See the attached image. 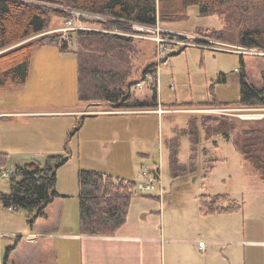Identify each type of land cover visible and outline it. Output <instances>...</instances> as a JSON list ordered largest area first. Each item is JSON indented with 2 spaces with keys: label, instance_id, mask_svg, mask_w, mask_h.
I'll list each match as a JSON object with an SVG mask.
<instances>
[{
  "label": "rangeland",
  "instance_id": "rangeland-1",
  "mask_svg": "<svg viewBox=\"0 0 264 264\" xmlns=\"http://www.w3.org/2000/svg\"><path fill=\"white\" fill-rule=\"evenodd\" d=\"M48 5L74 16L73 10L59 4ZM240 17L245 21H240ZM66 19L52 13L46 33L64 26ZM77 19L75 26L99 27L84 23L85 17L80 18L82 23ZM157 24L183 33L186 38L179 44L166 42L168 47L164 48L153 35L147 36L150 35L147 32L142 33L146 35H132L135 46L132 62L137 76L143 75L146 65L158 63L157 74L142 77L143 86L137 84L133 91L136 97L150 100L156 87L158 102L155 106L118 108L104 101H80L75 53L62 51L56 44L36 46L27 81L20 85H0V154L5 155L3 164L0 155V193L8 189L7 170L13 173L17 164L33 159L44 161L51 154L70 155L67 164L58 170L62 178H69L64 173L69 174L71 170L76 177L80 168H93L136 177L133 179L143 181L145 186L153 180L150 170L154 168L167 190V226L181 223L180 218H184L189 222V228L185 227L186 236L205 239L242 237L245 230L248 236L264 237V180L234 146L238 123L229 137L208 131V123L204 124L206 116H228L232 122L264 118V105L238 102L243 73L248 82L259 87L264 85V45L245 52L242 47L247 46L238 39L240 31L256 28L257 39L264 42V0H228L221 5L220 11L205 15L198 6H190L187 18L172 23L159 20ZM40 35L28 37L0 53ZM77 41L75 33L65 43L77 50ZM221 73H226L227 81H217ZM215 98L231 102L219 107L227 106L232 110L226 114L204 111L217 106L200 103ZM80 106H85L87 113L102 115L86 116L73 111ZM145 109L151 112H138ZM160 109L164 111L160 112ZM118 110L133 112L120 113ZM109 118H116L119 125L130 122L136 126L133 130L137 133L113 127L112 131L119 130V141L112 143V138L103 143L106 138L114 137L104 128L109 126L103 124L109 122ZM193 118L200 132L199 162L194 171L175 175L171 168L173 150L177 148L178 140L179 160L187 165L191 154L188 133ZM136 121L143 125L139 126ZM208 125L214 128L215 123ZM211 164L213 169L209 170ZM153 184L156 187L155 182ZM202 193H230L244 203L245 209L203 216L199 211ZM76 202L79 204L78 199ZM34 214L35 211H16L0 206L3 231H14L18 235L16 238H24L31 227L28 220ZM4 242L7 244L4 243L3 258L7 259L9 248L15 246L17 240L7 238ZM19 248L25 250V245ZM215 251L222 253L223 245L216 246Z\"/></svg>",
  "mask_w": 264,
  "mask_h": 264
},
{
  "label": "trees",
  "instance_id": "trees-1",
  "mask_svg": "<svg viewBox=\"0 0 264 264\" xmlns=\"http://www.w3.org/2000/svg\"><path fill=\"white\" fill-rule=\"evenodd\" d=\"M228 0H0V51L40 35L34 40L22 43L0 53V85H20L27 81L30 63L37 45L56 44L62 51H71L78 61V96L80 101H104L118 108H144L158 102L157 88L150 100L140 99L134 94V87L146 78L157 74V62L146 65L143 75L137 76L132 62L135 49L133 37L116 32L100 30H78V48L72 50L61 40L59 33H46L51 24V16L70 19L71 13L52 8L48 3H56L69 10L100 15L103 20L87 19L85 22L108 29L134 33L133 25L155 26L158 21L172 23L188 17V8L198 6L202 14L220 11ZM66 19L65 21H67ZM240 17V21H245ZM90 20V21H89ZM88 23V24H89ZM256 28L239 33L243 45L263 46L257 39ZM141 74V73H140ZM143 77V78H142ZM144 78V79H145ZM217 81H227L226 73H221ZM239 103L243 105H264V85L259 87L240 76ZM231 103L217 98L200 104L214 106ZM228 116H206L204 124L208 131L229 137L231 130L239 132L233 140L235 148L247 160L254 172L264 180V118L233 121ZM191 121L189 137L191 154L188 164L179 160V142L173 150L171 168L175 175L194 171L199 162L200 132ZM229 130V131H228ZM228 131V132H227ZM2 164L4 153L1 152ZM70 160L69 154H51L44 161L33 159L17 164L8 181V189L1 191L0 203L3 208L13 207L16 211H35L29 222L33 225L38 217L45 216L46 207L61 197L58 190V170ZM213 165L209 166V170ZM208 170V171H209ZM158 174V170L155 171ZM159 175V174H158ZM136 180L93 169L80 168L79 186V231L83 234H113L125 224ZM202 214L230 213L243 210L244 203L230 193L200 195ZM9 248V252H10ZM8 257V255H7Z\"/></svg>",
  "mask_w": 264,
  "mask_h": 264
},
{
  "label": "crops",
  "instance_id": "crops-1",
  "mask_svg": "<svg viewBox=\"0 0 264 264\" xmlns=\"http://www.w3.org/2000/svg\"><path fill=\"white\" fill-rule=\"evenodd\" d=\"M84 107L73 111L86 116L102 115L87 113ZM136 122L139 126L143 125L140 121ZM117 123L116 118H109V122L103 123L109 125L104 128L114 136L106 138L103 143L112 138V143L119 141V130L112 131L113 127L137 133L133 130L136 126L133 127L130 122ZM81 141L84 142V138ZM143 153L146 154V151ZM153 169L150 172L159 179V173L156 174ZM64 175H69V178H62L58 171L61 197L46 207L45 216L38 217L31 224L24 238H16L18 235L14 231H3L0 223L1 264H264V237L248 236L245 230L242 237L205 239L201 236H186L185 227L189 228V222L184 218H180L181 223L167 226V190L159 180L155 182V190L149 194L135 191L127 221L115 233H80L79 204L76 202L79 194L78 172L76 177L73 170ZM178 232H182L181 235H167ZM7 238L17 242L15 246H9L11 250L6 259L3 255L7 244L4 239ZM200 240L206 241L204 248L199 246ZM20 245H25V250L19 248ZM218 245H223L222 253L215 251Z\"/></svg>",
  "mask_w": 264,
  "mask_h": 264
},
{
  "label": "built area",
  "instance_id": "built-area-1",
  "mask_svg": "<svg viewBox=\"0 0 264 264\" xmlns=\"http://www.w3.org/2000/svg\"><path fill=\"white\" fill-rule=\"evenodd\" d=\"M73 13H74V16L71 17L70 19H68L64 26H62L61 28H58V29H55L54 31L56 33H59L60 37H61V40L64 41V42H68L71 40L72 38V35L77 33L78 30H100V31H105V32H116V33H119L121 35H128V36H132V31L130 32H125V31H120V30H116V29H108V28H104V27H87V26H75L74 24V20H80V18L82 17H85V18H98V19H101L103 20L104 17L100 16V15H95V14H89V13H86V12H82V11H77V10H73ZM84 21V20H83ZM82 23V22H81ZM85 23V21H84ZM158 25V24H157ZM150 26V25H142V24H134L133 26L135 27V32L136 34L135 35H146V34H142V33H145L147 32L148 34L150 35H147V36H152L153 35V39L157 42H159L161 44V46H163L164 48H166V42H170V44H179L181 43V39H185L186 36L183 35V33H180V32H177L173 29H170L168 27H160V26ZM145 37V36H144ZM178 37V38H177ZM168 44V43H167ZM188 44H186L187 46ZM168 47V46H167ZM249 48H254V47H242L243 50H245V52H248ZM257 48V47H256ZM162 52V49L160 50V53ZM257 53V51H256ZM138 86H143V82H139L138 83ZM232 110L231 107H212V108H206L204 109V111H221V112H224V114H226L228 111ZM163 112L164 110L163 109H160V112ZM118 112L122 113V112H125V113H128V112H133V110H126V111H121V110H118ZM138 112H151L149 111L148 109H145V110H138ZM11 170H7L5 172L6 174V177L8 179H10V176H11ZM151 174V177L153 178L152 181H149L150 182V185H145L143 186L142 183L143 181L141 182H137L136 184V188H135V191H140L144 194H149L151 192H153L155 190V185L153 184V182H156L158 181L159 179L157 178V176L154 174V173H150ZM140 188V189H139ZM0 206H1V203H0ZM10 210H14L13 207H10L9 208ZM205 243L206 241L205 240H200L199 241V246L201 248H204L205 247ZM1 264V262H0Z\"/></svg>",
  "mask_w": 264,
  "mask_h": 264
},
{
  "label": "bare ground",
  "instance_id": "bare-ground-1",
  "mask_svg": "<svg viewBox=\"0 0 264 264\" xmlns=\"http://www.w3.org/2000/svg\"><path fill=\"white\" fill-rule=\"evenodd\" d=\"M136 34V32L132 33V35L134 36Z\"/></svg>",
  "mask_w": 264,
  "mask_h": 264
}]
</instances>
